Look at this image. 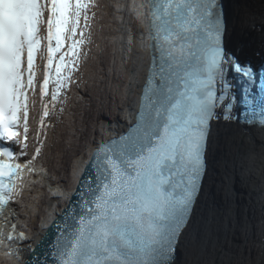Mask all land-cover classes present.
Instances as JSON below:
<instances>
[{"label":"snow or ice","instance_id":"1","mask_svg":"<svg viewBox=\"0 0 264 264\" xmlns=\"http://www.w3.org/2000/svg\"><path fill=\"white\" fill-rule=\"evenodd\" d=\"M89 5L0 0V243L13 255L26 250L21 264H177L185 248L189 264H217L201 257L208 237L235 219L238 171L251 213L242 228L252 239L240 254L222 251L219 264H264V0H148L140 41L148 62L133 111L92 148L39 240L10 219L18 181L45 145L46 121L64 112L57 104L80 73ZM36 95V146L22 159ZM221 124L231 133L228 171L208 193L209 145Z\"/></svg>","mask_w":264,"mask_h":264},{"label":"rangeland","instance_id":"2","mask_svg":"<svg viewBox=\"0 0 264 264\" xmlns=\"http://www.w3.org/2000/svg\"><path fill=\"white\" fill-rule=\"evenodd\" d=\"M102 1L104 3L110 1L108 2V4L110 3V7L111 4H113V1L111 3V0ZM103 8L104 6L100 8L102 16H99L100 13L97 14L98 22L101 18L98 29H106L107 26L105 18L109 13V9ZM116 11L117 9H115L113 13L116 14ZM114 17L116 19L117 14L114 15ZM110 19L111 21H114L112 17ZM116 20L114 22H116ZM109 21L110 20L108 19L107 22ZM94 26L97 27L96 22ZM100 31L101 30H96V34H91L89 38L90 43H94L95 46L93 48L94 55L91 57H84L81 63L80 68L82 69V64H84L83 68L86 70H80L79 75L75 77L73 82L75 88L72 86L68 90L70 93L64 98L63 104H57V109L63 107L65 109L64 112L57 115L56 110H53L51 122L49 123L46 121V123H48L47 136L39 158L42 163H45L50 167V172L52 173L53 178H51L52 182L62 184L63 186L67 173L76 159L81 145L87 144L88 138H93L98 134L119 127L123 121L114 122V118H123V120H125L126 117L125 100L129 96L127 92L130 90V80L133 79L134 73L132 70V76L128 75L127 67L129 65H126L127 60L124 61L122 57L119 59L118 56L120 53L117 54V50L115 49V54H112V58L109 62L111 63V68L107 67L103 70L102 74V64L107 57L106 44H104L103 38L108 40L111 38V34L108 36L109 32H107L102 36L103 33L100 34ZM95 52L97 53L95 54ZM113 67L114 70L112 71L111 69H113ZM115 68L117 69L115 70ZM130 68L131 67H129V70ZM115 72L117 76L113 79ZM125 73L127 74L126 76L123 75ZM101 80L103 82H100ZM77 84L79 87L76 86ZM116 92L123 94V97L120 99L121 108H117V96L119 97V94ZM41 110L42 103L39 96H32L31 118L29 121V146L27 149L28 154L31 157L36 146L34 140L36 130L39 126ZM48 185L49 184H46L44 189L38 188L34 190L30 196V200L28 198V201L25 200L22 203L23 206L19 207V213H23L24 218L30 226H32V220L37 223L41 217L47 214L50 206L53 205L52 201L58 197V193L54 192ZM40 190L42 192H40ZM49 202H52V204H49ZM2 262L4 261H1V263Z\"/></svg>","mask_w":264,"mask_h":264},{"label":"bare ground","instance_id":"3","mask_svg":"<svg viewBox=\"0 0 264 264\" xmlns=\"http://www.w3.org/2000/svg\"><path fill=\"white\" fill-rule=\"evenodd\" d=\"M112 1H113V4H111V7H110L109 6L110 3L108 4V2H110V1L106 2L107 3V5H106V3H104L102 0H98V4L95 5L97 8L94 9V7H93V10H91L89 12V16H91L95 21H93V22L89 21V24L92 23V28H91L92 30H89L88 33H86V37H88V39L86 40V43L84 44L83 52L85 54V57H87V56L91 57L94 55L93 48H94L95 44L90 43L89 38H90L91 34H96V30H98V31L101 30L100 34L103 33L102 36L105 35V33L109 32L108 36L111 34L110 35L111 38L108 40L103 38L104 44H106V55H107V57H106L105 62L102 64L103 65V68H101L102 74H103V70H105L107 67L111 68V63H109V62H110V59L112 58L111 57L112 54L115 52V49H116L117 50L116 53L117 54L120 53V55L118 56L119 59H120V57H122L124 61L127 60L126 65H129L127 67L128 75L132 76V70L134 73L136 62L138 60V56H139V53L141 51L140 41H141V39L144 40V32L147 31V28H148V22L146 19V10H147L148 0H111V3H112ZM92 4H94V0H92ZM102 6H104L103 9H109V13L107 14V16L105 18V22L107 24L106 29H100V28L98 29V25H99V22H101V18L99 19V22H98L97 21V19H98L97 14L100 13V8H102ZM141 6H143V7H141ZM124 7H125V10H124ZM257 7H259L258 4H257ZM115 9H117V11H116V14H117L116 19L117 20L114 17V15H116V14L113 13V11H115ZM99 16H102L101 13ZM109 16H110V18L112 17L114 21L116 20V22L111 21ZM108 19L110 20L109 22H107ZM95 22L97 23V27L94 26ZM129 49H132V50L130 51ZM96 53L97 52H95V54ZM83 66H84V64H82L81 71H83L85 69V68H83ZM129 67H131L130 70H129ZM116 69L117 68H115V70ZM111 70L113 71L114 67ZM123 75L126 76L127 74L125 73ZM116 76L117 75L115 72V75H113V79ZM97 77H98V75H97ZM133 77H134V75H133ZM132 80L133 79L130 80V85H129L130 90H129V92H127V94H129V96L125 100V105H126L125 109L126 110L128 107V100H129V97H130V94L132 91ZM100 82H103V81L101 80ZM73 87L75 88V85ZM78 87H79V85H78ZM68 93H70V91H68ZM116 93L119 94V97L117 96V98H118L117 99V101H118L117 108H121L120 99L123 97V94L120 92H116ZM117 117H118V115H117ZM117 121H124V120H123V118H114V122H117ZM221 132H223L224 134L222 136V141H221L222 148L220 150L219 162H218V168L220 166V172L215 177L216 187L220 183L221 177L225 175L226 171H228L226 169V165H229L228 145L226 143V137L228 135H230L231 133L226 131L225 126H224L223 131H221ZM232 175H233V189L236 193V196H235V206H236L237 200L239 198H241L239 193H237V190L235 188V186L238 184L237 178L240 176L241 177H244V176L239 174L238 171L235 173H232ZM244 179H246V178L244 177ZM35 186H37V185H35ZM59 186L63 187L62 184H59ZM33 190L34 189H32V191H27L25 193L24 197L25 196L26 197L24 198V201L25 200L28 201V198L30 200V196L33 193ZM40 192H42V191L40 190ZM241 200H243V199H241ZM241 200L239 202H241ZM55 201H56V199L52 201L53 204L55 203ZM52 202H49V204H52ZM244 211H245V209H244ZM237 216L241 217L242 219L239 221ZM250 216H251V213L248 215L245 212V215L243 216L242 211H240L238 213L235 212V219L234 220L221 223L218 226V228L208 237L207 244H206V252L201 257V259H203L204 261H209V262L213 259H216L217 264H219V256H220V253L222 251H227L230 253H237V254L244 252L245 251V243L250 241L252 239V236L245 233V231L242 228V225L247 222V220L250 218ZM33 224L35 226L36 222H34L32 220L31 221L32 226L29 225L30 229L34 228ZM183 253L186 254V261L182 262V264H189V261L192 259V257L188 254V251L186 248L183 250ZM1 261H4V262L1 263ZM3 263L4 264H15L14 262L12 263V261H10L8 259L0 258V264H3Z\"/></svg>","mask_w":264,"mask_h":264},{"label":"water","instance_id":"4","mask_svg":"<svg viewBox=\"0 0 264 264\" xmlns=\"http://www.w3.org/2000/svg\"><path fill=\"white\" fill-rule=\"evenodd\" d=\"M144 40L146 42L147 40V31L144 32ZM142 52V60L138 59L136 62V66H135V70H134V77L132 80V91L128 100V107L126 110V116L131 113L133 111V104L134 101H136L139 97V86L143 80V76H144V71L147 67V62H148V51L147 48L144 47L143 49H141L140 53ZM139 53V54H140ZM126 118V117H125ZM125 120L122 122V124L115 128L114 130H110V131H106L104 133L98 134L97 136L93 137V138H88L87 144H82L81 148L78 151L77 157L74 160V162L71 165V168L69 169L66 179H65V183L63 187L68 188L69 190L67 191H63L62 196L61 197H57L55 203L50 206L49 211L47 212V214L43 217H41L38 222L35 224L34 228H33V232L35 234V237L37 239H39L41 237V235L47 230V225L51 222L52 218L56 215L59 214V212L61 211V209H63L66 204L69 202V197L72 195L74 189L77 187V181H78V177L80 175L81 170L84 167V163L87 160L92 148L95 146V144L99 143L100 140L103 139H107L112 135H115L116 132L119 131L120 127L122 125H124ZM237 185L235 186L237 193H239L240 197L237 200V205L235 208V212H240L242 211L243 216L245 215V206L248 202V188H247V182L246 179H244V177H238L237 178ZM204 188H205V192H206V185L204 183ZM216 190V185L213 187ZM214 189H212L211 193H214ZM69 192H71V194L69 195ZM59 194V193H58ZM201 199L203 201L204 199V193H202ZM243 199V200H241ZM241 200V202H239ZM239 202V203H238ZM203 207V204L200 205V208ZM199 211V209H198ZM238 220L240 221L242 218L238 217ZM229 223V222H228ZM184 250V249H183ZM183 250L178 253V259H177V264L185 262L186 261V254L183 253ZM15 264H21V263H16L15 261H13Z\"/></svg>","mask_w":264,"mask_h":264}]
</instances>
